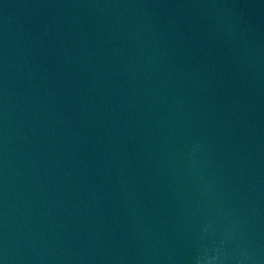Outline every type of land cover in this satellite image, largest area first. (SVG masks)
<instances>
[{
	"label": "water",
	"instance_id": "obj_1",
	"mask_svg": "<svg viewBox=\"0 0 264 264\" xmlns=\"http://www.w3.org/2000/svg\"><path fill=\"white\" fill-rule=\"evenodd\" d=\"M0 264H264V0H0Z\"/></svg>",
	"mask_w": 264,
	"mask_h": 264
}]
</instances>
